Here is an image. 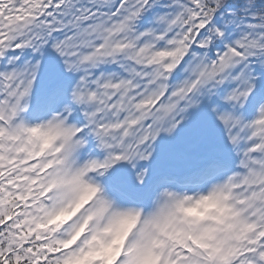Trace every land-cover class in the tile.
<instances>
[{
	"label": "snow or ice",
	"instance_id": "1",
	"mask_svg": "<svg viewBox=\"0 0 264 264\" xmlns=\"http://www.w3.org/2000/svg\"><path fill=\"white\" fill-rule=\"evenodd\" d=\"M0 264H264V0H0Z\"/></svg>",
	"mask_w": 264,
	"mask_h": 264
}]
</instances>
